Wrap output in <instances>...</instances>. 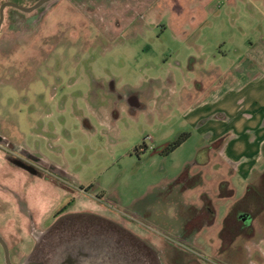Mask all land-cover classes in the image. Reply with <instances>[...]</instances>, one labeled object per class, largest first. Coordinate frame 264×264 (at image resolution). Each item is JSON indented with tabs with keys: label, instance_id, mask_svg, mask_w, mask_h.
<instances>
[{
	"label": "rangeland",
	"instance_id": "1",
	"mask_svg": "<svg viewBox=\"0 0 264 264\" xmlns=\"http://www.w3.org/2000/svg\"><path fill=\"white\" fill-rule=\"evenodd\" d=\"M5 11L0 236L12 263L35 247L33 231L91 214L125 226L142 251L158 252L160 264H264V210L232 244L220 235L247 180L216 150L218 133L242 111L253 115L245 93L229 88L264 68V0H56L38 15ZM129 90H137L140 107L129 110L120 99ZM198 92L208 106L194 112ZM182 133L186 140L165 152ZM21 151L55 171L37 163L43 172L33 175L5 159ZM198 173L201 186L183 190L186 176ZM221 182L233 197L219 198ZM203 193L217 212L214 224L187 231L181 255L170 246ZM96 240L88 244L95 250ZM111 243H102L110 254L104 264L116 260ZM49 252L45 262L54 264ZM129 252L123 262L136 264ZM3 256L0 245V264Z\"/></svg>",
	"mask_w": 264,
	"mask_h": 264
},
{
	"label": "flooded vegetation",
	"instance_id": "2",
	"mask_svg": "<svg viewBox=\"0 0 264 264\" xmlns=\"http://www.w3.org/2000/svg\"><path fill=\"white\" fill-rule=\"evenodd\" d=\"M37 1L38 0H1L0 7L4 5L2 10V21L6 18H9L7 12L5 11L7 8L12 12L19 11L21 13H24L25 15L33 13H37L38 15L39 13H42L44 11V6L34 8L29 12L21 11L15 6H12L17 5L24 8H31L36 4ZM23 18L24 19L22 21V24L25 25L27 17ZM136 91L137 90H129L127 95L120 97V99L126 101L127 105L129 106V110L132 109L131 107L138 108L141 106L137 100ZM185 135L189 136V134ZM7 146H9V144H7ZM4 155L6 157L5 159L8 162L20 168L21 170L26 171L24 168L20 167V165H17V163L25 166L32 165L37 171V175H40V173L43 172V169H41L40 166H38V164L31 159V155L24 151H21V154H16L15 156H10L8 154ZM40 164L44 166L42 162H40ZM49 167L45 166V172L49 171ZM39 169L41 170L40 172ZM26 172L29 173L28 171ZM220 184L221 183H219L218 185L219 198H227L231 196L233 197V189H231V194L227 196H221L220 190L223 189L224 191H226V186H221ZM199 198L201 199L202 207H195V209L191 210L188 209L189 216L186 218L182 225V232L177 233V236L175 238L176 243H173V245L171 246L169 245L171 248H173L174 252L176 250H183L190 245L187 237V232L185 231L186 227H194V229L196 230L198 229L196 225L199 224L200 227L198 230L201 231L203 228L210 227L214 224L215 213L217 212L215 211L212 203L209 200L210 196L203 193L201 194V196H199ZM198 210H200L201 213ZM263 210L264 170L260 173H254L252 175L251 179L247 181L244 193L240 198L236 200V202L230 205V209L228 210L226 217L225 215L223 216L220 235L222 237L224 236V240H227L229 242V245L232 244L237 240V237L239 236L238 230L249 231L250 229L248 227L251 225L250 222L253 218L256 219V217L260 215ZM197 213H200L199 220L197 219V223L195 222L194 226H192L190 221ZM231 213H234L235 215H232ZM94 216L95 215L91 214H80L78 216L74 215L71 217L61 216L58 219H55L52 223H50V225H48V227L44 228L43 230L37 232L33 231L34 238L36 239L34 245L35 247L32 248V250L27 255L28 257H26L20 264H48L49 262H45V257L48 255V253H50L49 251H51V253H54L55 255L54 264H91V260L94 258H96V264H104L103 262L105 255L108 257L110 254L106 251L105 248H103L102 243L109 244L111 242L112 246L116 245V258L113 257L116 260H114V263L111 262V264H125L123 262L125 259L124 255L129 251H131V253H129L132 255L133 261H135L132 263L160 264L158 259V252L149 247L147 248V251H142L139 242H132V240L128 236H126V229H124L125 226L116 225L115 222H109V220H105L104 218H100L98 216L97 218H95ZM236 224H238L237 227ZM94 238L97 239L96 241H98L100 244L96 246V250L93 249L94 246L88 245L89 243H91V241L94 240ZM173 255L177 257L175 253H173ZM181 255H183L182 252ZM71 257L73 258L71 259ZM107 257H105V259ZM110 258L112 259V254ZM179 258L182 259V256Z\"/></svg>",
	"mask_w": 264,
	"mask_h": 264
},
{
	"label": "crops",
	"instance_id": "3",
	"mask_svg": "<svg viewBox=\"0 0 264 264\" xmlns=\"http://www.w3.org/2000/svg\"><path fill=\"white\" fill-rule=\"evenodd\" d=\"M195 84L198 87L197 91L204 90L202 82H195ZM236 86L230 87L229 90L238 89L239 94L245 93L242 101L251 102L250 105H245L247 111L249 107L255 106L253 115L242 111V115H238L237 120L233 119L228 125L226 134L218 133L216 138L221 139L222 142L216 150L232 167L233 175H238L248 181L254 173L264 170V68H260L258 78L254 80L247 78ZM235 90L230 93H237ZM197 94L191 100V103L195 102V106H198L192 109L194 112L199 107L208 106V100L202 101V98H199V92ZM212 96L214 97V94ZM227 104L230 102L228 101ZM225 137L228 138L225 139Z\"/></svg>",
	"mask_w": 264,
	"mask_h": 264
},
{
	"label": "water",
	"instance_id": "4",
	"mask_svg": "<svg viewBox=\"0 0 264 264\" xmlns=\"http://www.w3.org/2000/svg\"><path fill=\"white\" fill-rule=\"evenodd\" d=\"M56 0H38L36 2V4L31 7V8H24L22 6H17V5H12V6H15L17 9L21 10V11H24V12H29V11H32L34 8H37L39 6L43 7L44 5H50V4H53ZM4 6V5H3ZM3 6L0 7V25H1V22H2V10H3ZM4 138L0 136V142H3ZM31 159L34 160L36 163L40 164V160H38L36 157L34 156H31ZM17 165H20V167L24 168L26 171H28L30 174H33V175H37V171L35 170V168L32 166V165H29V166H25V165H21L20 163H17ZM44 166H46V163L44 164ZM47 167V166H46ZM52 171H55L54 168H52L51 166L49 167ZM0 245L2 247V250H3V253H4V256H3V259H4V263L5 264H15V263H12L9 259V256H10V253H9V250L6 246V244L4 243L3 239L1 238L0 236ZM23 264H26V263H23Z\"/></svg>",
	"mask_w": 264,
	"mask_h": 264
},
{
	"label": "trees",
	"instance_id": "5",
	"mask_svg": "<svg viewBox=\"0 0 264 264\" xmlns=\"http://www.w3.org/2000/svg\"><path fill=\"white\" fill-rule=\"evenodd\" d=\"M187 137H188V136L185 135V134L179 136L176 140L172 141L169 145H167V146L165 147V152L171 153L174 149H176L178 146H180V145L186 140ZM220 140H221V139H220ZM221 142H222V140H221L220 142H218V144H220ZM201 180H202V177L200 176V173H198V174H196V175L190 177L189 180H188V177L186 176V179H185V182H184L185 186L182 187V188H183V190H185V189H189V188H193V187H195V186L201 184V183H202ZM175 182H177V180H176ZM220 185H221V186H223V185L226 186V182H221ZM231 193H232V190H231V189L226 190V191H224L223 189L220 190V195H221V196H227V195H229V194H231ZM247 195H248V193H247ZM191 209H193V208H189V210H191ZM94 217L97 218V216H94ZM191 222H192V220L190 221V223H191ZM196 227L199 229V227H200L199 224H197ZM193 229H194V227H186L185 231H186V232H187V231L190 232V231L193 230ZM194 230H195V229H194ZM194 230H193V231H194ZM130 234H131V233H130Z\"/></svg>",
	"mask_w": 264,
	"mask_h": 264
},
{
	"label": "clouds",
	"instance_id": "6",
	"mask_svg": "<svg viewBox=\"0 0 264 264\" xmlns=\"http://www.w3.org/2000/svg\"><path fill=\"white\" fill-rule=\"evenodd\" d=\"M154 105H155V101H151L149 106H154ZM125 110H126V104H125ZM100 126H101L102 128H103V127H106V125H105L103 122H101Z\"/></svg>",
	"mask_w": 264,
	"mask_h": 264
}]
</instances>
